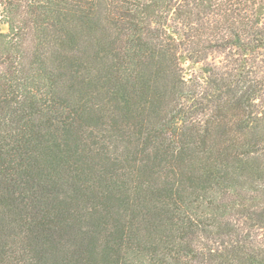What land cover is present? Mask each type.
Instances as JSON below:
<instances>
[{"label": "trees", "instance_id": "16d2710c", "mask_svg": "<svg viewBox=\"0 0 264 264\" xmlns=\"http://www.w3.org/2000/svg\"><path fill=\"white\" fill-rule=\"evenodd\" d=\"M0 25V264H264V0Z\"/></svg>", "mask_w": 264, "mask_h": 264}, {"label": "rangeland", "instance_id": "374dc122", "mask_svg": "<svg viewBox=\"0 0 264 264\" xmlns=\"http://www.w3.org/2000/svg\"><path fill=\"white\" fill-rule=\"evenodd\" d=\"M5 29V27H3V26H1L0 25V30H4ZM184 68H185V70H186V74L187 75H191V72H195V71H197V68L195 67H192L189 63H186V64H184Z\"/></svg>", "mask_w": 264, "mask_h": 264}]
</instances>
